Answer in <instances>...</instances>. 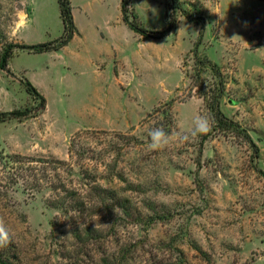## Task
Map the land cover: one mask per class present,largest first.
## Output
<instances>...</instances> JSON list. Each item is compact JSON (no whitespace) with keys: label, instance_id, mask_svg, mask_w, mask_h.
I'll list each match as a JSON object with an SVG mask.
<instances>
[{"label":"rangeland","instance_id":"374dc122","mask_svg":"<svg viewBox=\"0 0 264 264\" xmlns=\"http://www.w3.org/2000/svg\"><path fill=\"white\" fill-rule=\"evenodd\" d=\"M164 1L133 0L145 29L164 27ZM177 1L174 33L144 41L121 21L120 0H69L78 34L68 45L17 51L14 77L0 71V112L34 116L0 123L6 264H264V0ZM193 19L198 54L225 80L220 109L257 157L233 134L178 139L211 120L188 78ZM61 35L57 0H0V52ZM167 116L169 143L152 151L148 134ZM64 194L98 211L53 207Z\"/></svg>","mask_w":264,"mask_h":264},{"label":"trees","instance_id":"16d2710c","mask_svg":"<svg viewBox=\"0 0 264 264\" xmlns=\"http://www.w3.org/2000/svg\"><path fill=\"white\" fill-rule=\"evenodd\" d=\"M173 1L177 0L164 1L163 8L165 24L164 27L160 30H147L138 22V16L133 11V0H120L121 21L129 30L139 35L144 41L164 40L169 35L174 33L178 22L177 12H180V9L178 8V6H174L173 4H171ZM57 4L59 10V18L62 24V35L59 38L47 43L34 45L10 43L3 46L0 52V71L6 72L14 77L13 73H11L9 69V62L14 53H16L17 51H26L33 54L56 52L68 45L71 39L76 34H78V31L73 22L72 8L70 6L69 0H57ZM182 13L186 19H191L188 13H186L185 11H182ZM192 21L199 26V31L198 37L193 44V48L188 52V57H190V61L192 64V67H189V69L192 71V74H188V78L190 79V85L195 89L194 93L198 96V98L202 99L204 106L208 110L211 118V129L202 137V141H205L208 137H211L214 134H233L236 137L244 138V140L253 147V150L257 157L258 148L252 142L250 136L239 126L238 123L225 116L220 109V100L225 90V80L220 68L215 63H212L206 56L198 54V47L201 43L203 33V24L197 22L194 19ZM183 64L185 65V61H183ZM207 69L210 71L212 76L211 81L205 83L201 75L204 70ZM19 83L24 86L26 92L32 97L33 100L39 101L40 107L38 110H44L45 99L37 92L32 84L26 79H19ZM168 104L170 105L171 103ZM31 117L34 116L31 114L30 109H16L8 112H0V123L12 120L22 122L23 120ZM166 118L167 123L165 124L166 126L163 129L168 134H170L169 125L171 124V117L167 116ZM56 163L60 164L61 162L56 161ZM63 191L67 193V191ZM69 198L70 197L67 194H64L63 196L52 200V203H54L53 207H70L80 212H83L84 210L87 212H92V209H94L92 213L98 211V209L94 207L93 204L86 207L85 203L74 201L73 197L70 198L71 200L69 202ZM76 235H79L78 231L76 232ZM0 264H6V262L1 259V256Z\"/></svg>","mask_w":264,"mask_h":264},{"label":"clouds","instance_id":"9594fccd","mask_svg":"<svg viewBox=\"0 0 264 264\" xmlns=\"http://www.w3.org/2000/svg\"><path fill=\"white\" fill-rule=\"evenodd\" d=\"M211 120L207 116H199L192 122V128L189 133L178 134V139L187 140L190 137H196L206 134L210 131ZM149 144L148 147L152 151H158L166 147L169 143V134L163 129V127L153 128L149 132ZM115 211V210H114ZM10 242V234L5 228L2 221H0V247L6 246Z\"/></svg>","mask_w":264,"mask_h":264},{"label":"crops","instance_id":"0c3cea01","mask_svg":"<svg viewBox=\"0 0 264 264\" xmlns=\"http://www.w3.org/2000/svg\"><path fill=\"white\" fill-rule=\"evenodd\" d=\"M118 8L120 9V3H119V6H118ZM67 46V45H66ZM64 48V47H63Z\"/></svg>","mask_w":264,"mask_h":264}]
</instances>
